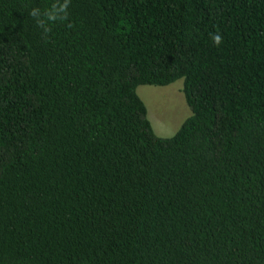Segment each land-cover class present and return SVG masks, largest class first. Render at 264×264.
Listing matches in <instances>:
<instances>
[{
  "label": "trees",
  "instance_id": "trees-1",
  "mask_svg": "<svg viewBox=\"0 0 264 264\" xmlns=\"http://www.w3.org/2000/svg\"><path fill=\"white\" fill-rule=\"evenodd\" d=\"M62 3L0 0V264H264V0Z\"/></svg>",
  "mask_w": 264,
  "mask_h": 264
},
{
  "label": "rangeland",
  "instance_id": "rangeland-1",
  "mask_svg": "<svg viewBox=\"0 0 264 264\" xmlns=\"http://www.w3.org/2000/svg\"><path fill=\"white\" fill-rule=\"evenodd\" d=\"M184 80L169 86L143 85L138 94L145 102L154 131L161 137H172L192 115L184 95Z\"/></svg>",
  "mask_w": 264,
  "mask_h": 264
},
{
  "label": "clouds",
  "instance_id": "clouds-1",
  "mask_svg": "<svg viewBox=\"0 0 264 264\" xmlns=\"http://www.w3.org/2000/svg\"><path fill=\"white\" fill-rule=\"evenodd\" d=\"M67 8H68V0H64V3L60 4L58 7L54 6L53 9L48 12L47 19L50 21L56 20V19H63L67 14L66 13ZM61 14H64V15H61ZM31 15L33 17H39L40 15L39 9H33L31 12ZM38 22L41 24V26L44 25L43 20H40ZM214 39L217 44L221 42V37L219 35L215 36Z\"/></svg>",
  "mask_w": 264,
  "mask_h": 264
}]
</instances>
